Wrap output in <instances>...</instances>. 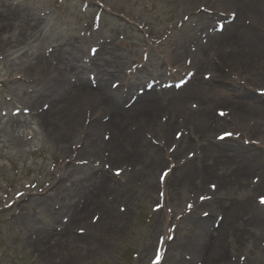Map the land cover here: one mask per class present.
<instances>
[{"label": "rangeland", "instance_id": "374dc122", "mask_svg": "<svg viewBox=\"0 0 264 264\" xmlns=\"http://www.w3.org/2000/svg\"><path fill=\"white\" fill-rule=\"evenodd\" d=\"M220 2L0 0V264H264V24Z\"/></svg>", "mask_w": 264, "mask_h": 264}, {"label": "bare ground", "instance_id": "6f19581e", "mask_svg": "<svg viewBox=\"0 0 264 264\" xmlns=\"http://www.w3.org/2000/svg\"><path fill=\"white\" fill-rule=\"evenodd\" d=\"M219 7H224V8L232 7L233 10H231V11H235L236 14H238V16H239V19H241L243 17V19H245V21H246V19L251 20V17H252L253 21L255 20L257 23L262 22L264 24V0H221ZM235 12H233V13H235ZM203 18L210 22L213 19V16L212 17H206L203 15ZM233 23L231 25H229V29H228V30L231 29L230 33L233 34V37L235 35H242V36L245 35L247 37L251 28L253 29V26H254V25H252L248 29L247 27L242 25V23L239 24V21H237V20L234 21ZM239 31H241V32H239ZM257 48H260V47H257ZM261 53H262L261 49H260V51H257V49H256L255 55L253 56L254 59H256L255 57L261 55ZM231 56H232V54L231 55H227V54L221 55V57L223 59L230 60V61H231V58H233ZM203 58H205V57H203ZM235 58H236V61L242 60V59L246 58V54H244L242 52V50H239V52H238V54H236ZM78 91L79 90L77 89V92ZM131 118H133V117H131ZM193 122L195 123L194 119H193ZM196 124L205 127L204 120H200V121H198V123L196 120ZM169 130H170V128L166 129V131H165L166 136L169 134ZM134 136L139 137V132L135 133ZM242 207H244V206H242ZM238 208L241 209L240 206L237 207V209ZM253 217L255 218V223H257L256 225H260L261 222H263V220H264V213L254 211ZM261 217H262V220H261ZM223 248H224L223 245L220 246L218 251H222Z\"/></svg>", "mask_w": 264, "mask_h": 264}, {"label": "snow or ice", "instance_id": "6c2138e0", "mask_svg": "<svg viewBox=\"0 0 264 264\" xmlns=\"http://www.w3.org/2000/svg\"><path fill=\"white\" fill-rule=\"evenodd\" d=\"M222 115H223V113H222ZM227 135H231V133H228ZM224 137H221V139H223ZM117 175H120V172H117L116 173ZM165 175H167V173H165ZM261 203H264V199H261ZM191 207V206H190ZM159 260H160V256L158 255L157 256V262H156V264H159Z\"/></svg>", "mask_w": 264, "mask_h": 264}]
</instances>
